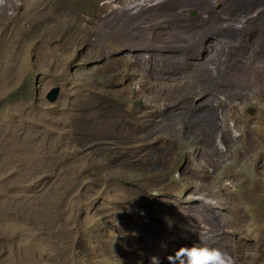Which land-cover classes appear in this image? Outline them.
Instances as JSON below:
<instances>
[{"label":"rangeland","instance_id":"1","mask_svg":"<svg viewBox=\"0 0 264 264\" xmlns=\"http://www.w3.org/2000/svg\"><path fill=\"white\" fill-rule=\"evenodd\" d=\"M200 243L264 264V0H0V264Z\"/></svg>","mask_w":264,"mask_h":264},{"label":"clouds","instance_id":"2","mask_svg":"<svg viewBox=\"0 0 264 264\" xmlns=\"http://www.w3.org/2000/svg\"><path fill=\"white\" fill-rule=\"evenodd\" d=\"M166 260L167 264H235L227 252L204 243L180 245L167 255ZM153 264H159L158 258H153Z\"/></svg>","mask_w":264,"mask_h":264},{"label":"water","instance_id":"3","mask_svg":"<svg viewBox=\"0 0 264 264\" xmlns=\"http://www.w3.org/2000/svg\"><path fill=\"white\" fill-rule=\"evenodd\" d=\"M60 88L59 87H56V88H53L46 96L47 100L51 103H55L59 96H60Z\"/></svg>","mask_w":264,"mask_h":264},{"label":"trees","instance_id":"4","mask_svg":"<svg viewBox=\"0 0 264 264\" xmlns=\"http://www.w3.org/2000/svg\"><path fill=\"white\" fill-rule=\"evenodd\" d=\"M171 165V164H170ZM170 172L172 171V169H174L175 168V166H170V168H169V166H167L166 167ZM124 180H126V179H124ZM127 184V183H126ZM128 185V184H127ZM145 189H142V192L144 191Z\"/></svg>","mask_w":264,"mask_h":264},{"label":"bare ground","instance_id":"5","mask_svg":"<svg viewBox=\"0 0 264 264\" xmlns=\"http://www.w3.org/2000/svg\"><path fill=\"white\" fill-rule=\"evenodd\" d=\"M154 1L157 2V3H160V2H162L163 0H154ZM141 5H143V3L136 4L137 7H138V6H141Z\"/></svg>","mask_w":264,"mask_h":264}]
</instances>
